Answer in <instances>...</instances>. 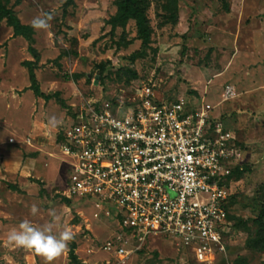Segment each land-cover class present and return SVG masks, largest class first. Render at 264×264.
Returning <instances> with one entry per match:
<instances>
[{
	"label": "rangeland",
	"instance_id": "374dc122",
	"mask_svg": "<svg viewBox=\"0 0 264 264\" xmlns=\"http://www.w3.org/2000/svg\"><path fill=\"white\" fill-rule=\"evenodd\" d=\"M0 1L25 24L52 17L50 29H33L31 41L14 37L0 21V264H47L34 250L10 245L7 234L24 219L36 226L52 222L50 210L58 214L57 232L69 227L75 233L53 264H77L73 243L83 264H204L172 237L139 241L122 231L113 213L61 193L69 176L59 146L63 129L88 102L128 105L146 85L158 97L204 98L234 131L226 251L212 264H264V246L253 245L264 239L257 221L264 208V0H142L151 27L147 45L135 20L114 30L107 23L118 0ZM29 44L40 54L35 75L48 99L31 88L23 64L33 59ZM226 84L237 94L222 101ZM51 117L60 121L57 127ZM32 204L39 208L35 216ZM107 241H124L134 251L121 261L103 249Z\"/></svg>",
	"mask_w": 264,
	"mask_h": 264
},
{
	"label": "built area",
	"instance_id": "2783aa9c",
	"mask_svg": "<svg viewBox=\"0 0 264 264\" xmlns=\"http://www.w3.org/2000/svg\"><path fill=\"white\" fill-rule=\"evenodd\" d=\"M236 94L226 84L222 101ZM214 108L204 98L158 97L149 85L128 105L88 102L61 133L69 166L62 195L113 213L132 238L172 237L199 263H214L226 251L233 196L227 177L238 149ZM103 249L121 261L134 251L124 241Z\"/></svg>",
	"mask_w": 264,
	"mask_h": 264
},
{
	"label": "trees",
	"instance_id": "16d2710c",
	"mask_svg": "<svg viewBox=\"0 0 264 264\" xmlns=\"http://www.w3.org/2000/svg\"><path fill=\"white\" fill-rule=\"evenodd\" d=\"M174 1L176 3L178 2V0H174ZM4 19L7 21L8 25L12 28L14 36H22L28 41H31L33 34V27L29 24L22 23L16 11L12 7H9L6 3L0 1V21ZM131 19L135 20L136 22L138 37L142 40L143 45H147L151 39V27H150L149 18L146 13V5L143 3L142 0H118L117 11L109 20H107V23L110 24L112 30H114L117 26L125 27L128 21ZM28 51L31 53L33 59L25 60L23 61V64L28 69L29 79L31 80V88L33 89L34 93L37 96H43L46 99H48L50 96L44 94L41 91L40 85L37 82L35 75V68L39 65L40 62V54L37 51V49L31 44L28 45ZM61 137L62 134L60 136V139ZM13 187L16 188L15 186ZM64 198L66 200L67 199L69 200V198L65 196ZM232 199L233 196L231 198V201ZM257 218H258L257 221L260 225V229L262 230V232L260 231V233H264V227H263L264 208L258 214ZM253 245L256 247H263L264 239L261 236L258 239H254ZM75 248L76 245L75 243H73L70 249V257L77 264H83L82 262L78 261L77 256L75 254Z\"/></svg>",
	"mask_w": 264,
	"mask_h": 264
},
{
	"label": "clouds",
	"instance_id": "9594fccd",
	"mask_svg": "<svg viewBox=\"0 0 264 264\" xmlns=\"http://www.w3.org/2000/svg\"><path fill=\"white\" fill-rule=\"evenodd\" d=\"M52 17L48 14L38 15L31 21V26L35 30H48L51 27ZM60 123L56 117L49 119L51 127H57ZM30 212L35 216L39 212L36 204H32ZM49 215L52 222L41 226L34 225L30 220L24 219L19 225L7 234V241L10 245L34 250L43 257L47 264H53L68 249L69 244L75 238V233L69 227L56 231L54 221L58 214L55 210H50Z\"/></svg>",
	"mask_w": 264,
	"mask_h": 264
},
{
	"label": "crops",
	"instance_id": "0c3cea01",
	"mask_svg": "<svg viewBox=\"0 0 264 264\" xmlns=\"http://www.w3.org/2000/svg\"><path fill=\"white\" fill-rule=\"evenodd\" d=\"M12 33H13V30H12ZM13 35V34H12ZM14 36V35H13ZM14 37H20V36H14ZM233 86V85H232Z\"/></svg>",
	"mask_w": 264,
	"mask_h": 264
}]
</instances>
